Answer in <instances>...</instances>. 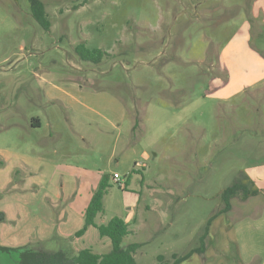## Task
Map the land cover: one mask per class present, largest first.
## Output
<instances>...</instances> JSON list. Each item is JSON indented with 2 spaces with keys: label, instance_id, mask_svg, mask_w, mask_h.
Returning <instances> with one entry per match:
<instances>
[{
  "label": "rangeland",
  "instance_id": "374dc122",
  "mask_svg": "<svg viewBox=\"0 0 264 264\" xmlns=\"http://www.w3.org/2000/svg\"><path fill=\"white\" fill-rule=\"evenodd\" d=\"M41 1L49 31L29 0H0V264L108 253L96 228L76 235L103 177L96 222L133 213L138 264L192 253L226 188L258 189L180 264H264V191L247 179L264 176L261 0ZM80 44L108 54L83 61Z\"/></svg>",
  "mask_w": 264,
  "mask_h": 264
},
{
  "label": "trees",
  "instance_id": "16d2710c",
  "mask_svg": "<svg viewBox=\"0 0 264 264\" xmlns=\"http://www.w3.org/2000/svg\"><path fill=\"white\" fill-rule=\"evenodd\" d=\"M96 0H84L81 6H85ZM31 12L34 20L46 31H49L51 23L48 20L47 12L44 3L41 0H29ZM76 52L83 61L100 63L108 53L101 49H88L85 45L80 44L76 47ZM247 179L253 186V181L247 176ZM129 182V181H128ZM128 185V183H127ZM121 186V185H120ZM109 187V179L103 177L98 189L95 191L93 198L85 213V226L77 236H82L86 233L89 227H94L98 230L101 237H106L111 241V250L106 254H96L90 249H83L75 257H70L64 251L58 252H44L37 254L30 250L19 259V264H138L135 258L136 252L141 248L142 244L132 243L128 246H123V241L130 233V225L120 217L112 218L106 224H98L96 217L104 212L103 199ZM240 192L243 194V200L248 199L250 196H256L259 193L258 189H250L247 185L235 183L226 188L222 194L221 199L224 202V209L218 213L223 214L231 210V200L235 198ZM212 217L205 228V232L200 238V246L192 251V253L179 256L174 254L173 261H166L163 256L158 257V264H180L187 260L193 253H204L206 249V239L209 236L210 226L213 220L218 216ZM0 250L8 252L9 248H0Z\"/></svg>",
  "mask_w": 264,
  "mask_h": 264
},
{
  "label": "crops",
  "instance_id": "0c3cea01",
  "mask_svg": "<svg viewBox=\"0 0 264 264\" xmlns=\"http://www.w3.org/2000/svg\"><path fill=\"white\" fill-rule=\"evenodd\" d=\"M261 5H262V7H261V10H262V12L264 13V0H261ZM33 126H35V127H39L40 126V122L39 121H35L34 123H33ZM253 177V182L255 181V182H260V184H261V190L262 191H264V176H261V179L259 178H255V176H252ZM258 179V180H257ZM257 180V181H256ZM132 214L133 213H130L126 218H125V221L127 222V223H129L130 222V219L132 218Z\"/></svg>",
  "mask_w": 264,
  "mask_h": 264
},
{
  "label": "built area",
  "instance_id": "2783aa9c",
  "mask_svg": "<svg viewBox=\"0 0 264 264\" xmlns=\"http://www.w3.org/2000/svg\"><path fill=\"white\" fill-rule=\"evenodd\" d=\"M137 166H139V165H137ZM113 181H114L115 183L121 185V186H122L123 183H124V180H122L121 176H120L118 173H116V174L113 176Z\"/></svg>",
  "mask_w": 264,
  "mask_h": 264
}]
</instances>
